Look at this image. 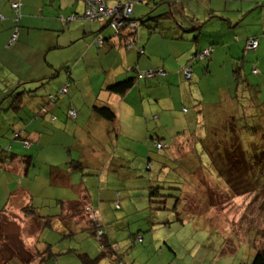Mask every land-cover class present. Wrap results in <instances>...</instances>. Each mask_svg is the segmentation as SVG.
I'll use <instances>...</instances> for the list:
<instances>
[{
  "label": "trees",
  "instance_id": "16d2710c",
  "mask_svg": "<svg viewBox=\"0 0 264 264\" xmlns=\"http://www.w3.org/2000/svg\"><path fill=\"white\" fill-rule=\"evenodd\" d=\"M145 1L146 0H144V2ZM241 1L242 2L226 0L225 4H243L244 2H252L256 0ZM15 2L20 3L21 7L22 3L20 0L11 1L10 5ZM133 4L131 3V13L129 16L131 17V20L137 24L135 26H130V22H125L126 25L124 27L113 29L110 25L111 19L107 18L106 23L110 28V35L107 37L95 35L93 39L94 44L97 47H101L107 43H111L117 47H119V45L129 47L128 45H133L132 43L136 37V30L140 24L143 23L145 25L150 21L152 24L150 28L159 29L167 35L179 31L180 37L178 41L182 44H189L193 46V48L195 47V50L188 57L185 66L179 71L182 75V87L173 86L174 91L175 88L179 90L181 88L182 92H179V90L178 92H174L172 91L173 89H171L170 84L167 82H164L163 84L158 80L159 77L162 78L168 75L162 68L142 71H139L137 68H131L129 71L133 74L132 77L110 85L106 89L107 92H110L111 94L124 97L136 86L138 81H143V83L147 85L146 91H143V94L141 95L142 97L140 96L141 98L139 97V100H143L148 106V115L146 117L142 116L143 120L141 121V124H144L142 135H138L139 140H143V142L140 143L141 146L137 149L136 156L128 160H123L118 157L117 159L120 160L117 165L119 167L120 163H124L123 161L135 163V161L138 160L136 163H138L139 168L135 169L132 166V170L137 171V173H142L145 169L148 175H150V173L153 174L152 177L148 176V180L145 181L144 187H142L141 190L138 189V191H132L125 188V185H121L122 192L125 194V199L128 200V203L131 206L133 204L130 199L132 200L133 198H138L142 195L143 199H145L144 206L142 205V208H140V206L134 205L138 212L146 209H149L150 211L165 209L164 205L169 196L167 193H161V191L167 190L164 185L166 180L170 181V179H172L173 181L178 182V185H180L179 189H184L185 191V187L188 190L195 188V186H197L196 182L202 177L205 179L202 183L205 186L212 185L219 187V179H223L221 184L224 185V188H229V193H233L235 197L239 195H247L248 193H251V191H264V154H254L257 150L264 151V147H262L261 144H258L259 146L254 145L251 154L247 155L240 143L241 139L237 137V133H235L237 131V113L238 115L241 114V117L243 118H250L249 126H252V129L255 132V139H260L261 134L264 133V122L258 120L259 123L255 125L253 120L256 117H250L248 111L245 110L244 106L241 105L238 100L239 90H241V93L249 91L251 96L253 95L250 91H253L255 94L257 93L255 88L256 85L250 82L254 81L251 79L249 80V78H252L249 75L257 77L254 78V80L258 83L264 84V80L261 79V74L264 75V58L261 60L260 65L257 66L256 63H253L248 72L245 70V63L248 60L246 56L251 51L255 52L261 50L263 39L261 38L263 37L261 31L264 30V2L261 4H258V2L257 4L254 3L256 5L246 11L243 10L244 8L240 5L241 7L226 12L229 17L241 13V17L238 19L237 23L241 24V27L245 32V37L239 41L238 35L235 32L233 34L235 42L231 43V45L234 44L236 48H238L240 54L239 58H233L237 50L234 49L231 52L225 49V53H228L229 56L227 63L229 67H234L231 71V79L233 85H235L234 89L230 88L227 97L222 98H219V91H225L226 88H222L221 90H219V87L211 88V84L209 83V80L216 76L217 70L213 73L210 67L214 61V56L217 53L216 50L219 48V43L208 44L206 47H202L200 44L205 40L203 35L202 39L199 37V40L197 35L191 41L187 40L186 36L188 34H193L192 32L199 33V30L196 31L195 28V31H189L188 27H186L188 21L184 18L180 19L176 11L174 12L173 17L170 16L171 13L167 10L162 11V13H159V11L155 12V7L157 8V5L161 3H156V5L151 8V13L144 19L138 21L133 17ZM20 7L19 15L17 17L14 13L13 30L7 42V47H10L15 41H17ZM76 19L81 21L84 20V18ZM190 19L193 20L191 17ZM224 19L229 22V27H231V25L233 26L231 18H227L225 15ZM97 32H100V30ZM14 34H16V38L15 40H11ZM114 39L117 40V43L113 41ZM98 40H100V42H98ZM249 40L257 42L255 49L247 50V42ZM239 43L241 45L238 47ZM227 49H229V47H227ZM203 53L204 56L202 55ZM77 69L78 67L73 63L63 67L62 72L65 75V80L54 93L48 91L49 80H47V82L43 81L45 83L42 81L37 83H18L9 89L8 94L3 96V99L0 101V140L5 141L7 144L6 147L0 149V169L3 171L2 173L5 174L6 172L16 175L13 162L18 159L20 162L22 161L21 165H24V171L27 172L25 178L38 176V172L47 171L50 168L56 169L60 164H64L61 168L64 172L69 168V170L72 171V175L75 174L80 177L79 181L82 179L88 180L91 187L94 184L95 187H92V189H98V184L100 185L101 178H105L100 185L103 186L105 190L110 189V187L116 183L115 178L117 179L118 175L122 174V172L116 175V169H110V167L114 165V158L110 157L104 161H99L98 157L90 159L94 157L96 153L91 152L89 155L88 153H85L86 148H89L88 151H90L93 150V146L89 133H86L81 127L84 126L83 123L80 125L77 133L73 132L74 127L69 129L64 128L68 122H76L78 117V111L73 105H71V103L68 104L65 109H62L64 107L61 106L62 100L66 97L65 95H67L68 90L70 91L75 84L76 79L74 80L73 76H75ZM193 69H197L200 72V77L199 79L197 78V80L192 77ZM147 72H150L151 75L148 76ZM54 76L55 75L52 77L50 76V78H53ZM155 82H157V84H155L157 92L155 89H152L154 88L153 86H148ZM217 82L218 80L216 79L213 86H216ZM261 84H258V86H261ZM182 101H188L189 103L187 104ZM231 101L235 103V115L231 117V123L228 125L229 127H224L228 132L226 134V139L221 140L219 139V124L222 120L220 115L222 110L220 109L224 106L226 107L227 103ZM6 103L7 106H4ZM236 105H240L241 109ZM227 108L229 111L231 110L230 107ZM91 109L97 117L111 123L116 122V114L111 106L98 103L97 105H92ZM61 112H64L63 116L65 122L63 123H66L64 126H58L54 123L58 120L57 114ZM48 127H54V129L58 130V133H65L66 138L70 143L78 142L79 139L80 142L86 141V143H83L84 145L82 147L85 155L75 153L73 154V157H70L72 155H68L69 153L67 154L66 152V150H70V147H64L63 155L60 156L62 162H59L58 165L46 166L38 157V154L42 148L40 146L42 137L48 134V132L45 131V128ZM173 132H175V134H173ZM166 133L167 140L165 142ZM119 135L120 129H116L115 126H113L108 133V136L115 137V139ZM34 137L35 139H33ZM126 138L129 139V136H126ZM179 139L185 140L181 141L179 144L180 148L179 150L177 149V151V140ZM227 139H229L230 142H227ZM91 146L92 149L90 148ZM123 150L127 151L124 147ZM94 151L101 153V150H99L98 147L95 148ZM67 157H69V159H67ZM89 160H92L94 163H91ZM177 164L179 165V168H177ZM128 169L131 170V165ZM108 170L110 171L107 172ZM182 170L189 172V175L193 177L195 176L194 173H196V177L193 179L194 184L185 183L183 185V183H180L179 173ZM110 172L114 173L112 174L114 180L112 178L111 180L109 179ZM137 173L136 177L140 176ZM123 175L122 179H127L129 177V175ZM169 175L171 176L167 179ZM17 176H15L16 179L18 178ZM187 184L189 186H186ZM232 190L234 191L232 192ZM181 193L184 196L183 201H188L186 195L189 192L187 194L183 192ZM13 194L15 195L14 198ZM19 194L20 190L12 192V194L5 198L3 207H0V264H54V260L58 257L66 258L65 261L68 262L69 260H75L76 264H99L102 260L106 261L107 259L114 263L121 264V256H118L117 244L113 240L116 238L111 235V231L115 224L118 225L117 222L123 220H110L106 222L101 214L94 212L89 215L90 213L88 212L89 214L87 215L89 218L86 226L83 227L81 223H78V225L74 224L75 226L71 225L70 227V222L66 224L63 221L64 215H62V213H54V216L41 215L38 211V207L34 206L31 202L26 203L27 201H25L20 207L25 217L28 220H36V224H39V231L42 233L49 232L54 234L55 240L57 237V240L54 241V243L45 241L43 238L41 242L29 246V242L25 240V238H27L30 233L31 225L29 226L26 224L23 229L20 225H14V222L5 218V213L7 209L11 207L10 205L14 206L16 204L15 202L19 201V203H21L22 199L20 197L18 199ZM159 198L165 200H158ZM82 199L83 198L81 197L79 200L82 201ZM176 200L177 205L179 200ZM104 201H107L108 204V200L100 199V202ZM111 203V206L114 208L112 216L113 218H117L119 213L115 214V211L120 212L119 206H117V203L113 200H111ZM155 204L157 206L163 205L164 207H154ZM186 207L189 208L188 203L183 206L182 210H186ZM87 209L89 211L91 210L90 207H87ZM84 211L87 212V210L83 208V212ZM123 211L126 213L128 212L127 210ZM77 214L82 217V209ZM60 218L61 223L59 222ZM125 219L126 221L124 222L126 223H120L119 229L129 230L133 223L135 224L137 220H141L142 217L137 215L132 219V222H130L128 217H125ZM177 219L179 220L178 217ZM179 221L181 222V220ZM164 224L169 225V222H164ZM181 224L183 223L181 222ZM18 228L22 230V233L21 231H18ZM80 233H83L81 240L79 239ZM20 234L21 236H25L21 237ZM140 237L139 234L134 233L130 235L128 240L133 245L142 244L143 240L142 237ZM51 240L53 239L51 238ZM92 241L99 245V255L95 258L89 255ZM26 246H29L31 249H28ZM169 246L166 245L165 248H167L168 251H171L173 246ZM53 247L57 249L56 253L55 250H53ZM143 247L147 246H144L143 244ZM87 250L88 252H86ZM160 251L159 248V252ZM173 261L174 259L171 257V259L166 260L165 264H173ZM250 264H264V249L256 251Z\"/></svg>",
  "mask_w": 264,
  "mask_h": 264
},
{
  "label": "crops",
  "instance_id": "0c3cea01",
  "mask_svg": "<svg viewBox=\"0 0 264 264\" xmlns=\"http://www.w3.org/2000/svg\"><path fill=\"white\" fill-rule=\"evenodd\" d=\"M11 1L13 0H0V101L4 96L2 91H9L11 87L18 83H37L49 80L48 91L54 93L65 80V75L61 71L63 67L71 63L75 64L78 67L75 76H73L76 81L71 90H68L66 97L63 98L61 106L64 107L62 109H65L71 103L77 109L78 117L76 122H68L64 128L74 127L73 132L77 133L83 123L84 126L81 127L86 133H89L92 146L101 150L100 157H98L99 161H104L110 157L117 159L120 157V151H124L123 147L128 152V159L136 156L137 149L141 146L140 143L143 142L138 137V135H142L144 125L141 124L142 116L146 117L148 115V106L143 100H139L147 87L143 81H138L136 86L124 97L111 94L106 89L110 85L132 77L133 74L129 71L131 68H137L139 71L162 68L168 75L162 78L159 77L158 80L161 83L167 82L171 85V89L174 88L173 86L182 87V75L179 71L185 66L195 47L180 43L178 41L179 31L167 35L159 29L150 28L152 25L150 21L145 25L140 24L142 29L137 28L133 45H128L129 47L120 45L117 47L111 43L97 47L94 44L93 37L95 35L107 37L110 35L107 32L110 28L105 17L84 19L82 21L76 19L85 16L84 11L87 8L89 9L87 5L90 6L93 2L95 4L98 2L101 9L104 10L131 2L134 3L132 7L133 17L139 21L151 13V8L156 3L161 4L157 5V8L155 7V12L159 11L160 13V11L166 9L173 17L174 8L171 5L178 1L184 9L193 10L191 17L193 20L190 19L186 27L189 31L195 28L196 31L199 30V33L192 32L194 37L198 36V40L199 37L202 39V35L205 37L200 45L206 47L208 44L219 43V48L216 50L217 53L210 67L213 73L217 70L216 76H219L220 67L224 65V71L229 67L226 62L229 56L228 53H225V49L231 52L234 49L237 50L233 58H239L238 48L234 44L231 45L235 42L234 32L238 35L239 41L245 37L241 24L237 23L241 13L229 17L226 12L241 6L246 11L255 6L257 2L258 4L264 2L263 0H256L244 2L243 4H225V2L219 0V4L213 5L208 0L203 2L201 0H146L145 2L144 0H20L22 5L20 7L17 41L7 47L14 21ZM236 1L242 2L241 0ZM200 3L206 5V7H201ZM166 6L168 7L166 8ZM225 15L227 18H231L233 26L229 27V22L224 19ZM98 30L100 32H97ZM262 34L259 62L264 58V30L261 31ZM113 41L117 43V40L114 39ZM240 45L239 43L238 47ZM248 56L249 54L246 56L247 59ZM192 73L194 79H199L200 72L197 69H193ZM53 75L55 76L50 78ZM212 82L214 83L213 80ZM152 84L148 86H153L152 89L157 92L155 87L157 82ZM178 90L175 88V91L174 89L172 91L178 92ZM179 92H182L181 88ZM98 103L111 106L116 114V122L111 123L95 115L91 106ZM63 113L57 114L58 120L54 123L58 126L66 124L63 123L65 122ZM137 120H140L139 127L136 124ZM113 126L120 129V135L116 139L108 136ZM45 131L48 134L42 137L40 145L42 148L38 157L46 166L58 165L59 162H62L60 156L63 155L64 147H70V152L66 150L67 154L69 153L68 155H72L70 157H73L75 153L84 154L82 147L86 141L80 142L79 139L78 142L70 143L65 133H58V130L54 127L45 128ZM93 131L100 132V137L94 139ZM124 135L129 136V139ZM6 144L5 141L0 140V149L6 147ZM88 150L89 148H86L85 153L89 155L91 152H88ZM20 164H22V161ZM63 166L64 164H60L56 169L50 168L47 171L38 172V176L32 178H25L27 172L24 171V165L20 166L21 169L20 167L17 168L16 175L6 172L4 174L0 169V207H3L6 197L15 190H20L18 199L20 197L22 201L21 203H19L20 201L15 202L18 204L14 206L10 205L11 208L21 211L20 207L25 201H27L26 203L31 202L39 208L38 211L41 215L54 216V213H62L64 215L63 221L66 224L70 222V227L71 225L75 226L74 224L78 225V223H81L83 227L87 225L89 217L88 212H83L85 206L90 207L93 213L101 214L106 222L110 220L126 221L125 216L119 217L118 215L117 218H113L114 208L111 206V200L117 203L120 213L124 214L126 212L123 210H127L129 215L138 214L135 206H130L128 200L125 199L121 184L114 183L110 189L105 190L103 186H100L105 178H101L98 189H92V187H95L94 184L91 187L88 180L82 179L79 181L80 177L75 174L72 175L69 168L64 172L61 169ZM15 176L18 178L16 179ZM81 197L83 198L82 201L79 200ZM100 199L108 200V204H105V201L100 202ZM81 209L82 217L77 214ZM19 214L22 215L21 212ZM28 222L30 220H26L24 224L21 222L20 227L24 229L26 224L30 226L37 223L36 220ZM59 222L61 223V218ZM30 233V244L41 242L43 238L51 243L57 240V237L55 240L54 234L49 232L42 233L41 231L31 230ZM53 250H55V253L57 252L55 247H53ZM65 259L58 257L54 260V264H76L75 260H69L68 262Z\"/></svg>",
  "mask_w": 264,
  "mask_h": 264
},
{
  "label": "rangeland",
  "instance_id": "374dc122",
  "mask_svg": "<svg viewBox=\"0 0 264 264\" xmlns=\"http://www.w3.org/2000/svg\"><path fill=\"white\" fill-rule=\"evenodd\" d=\"M201 1L203 2L206 0ZM208 1H211L213 5L219 4V0ZM220 1L226 3V0ZM200 5L201 7H206L204 4L200 3ZM171 6L174 8V12H177L180 19L184 18L185 20L190 21V17L193 15L192 9H184L180 3H175ZM167 7L168 6H166V8ZM165 10L166 9L162 11ZM162 11H160V13H162ZM138 28L142 29L141 25ZM107 32L110 33V30H107ZM186 38L187 40L191 41L194 38V35L190 33L186 36ZM260 57L261 52L259 53V51H251L249 53L248 60L245 63V70L248 72L250 66H252L253 63H256L257 66L260 65ZM224 68V65L220 67L219 76L209 80L211 88L219 87V90L226 88L225 91H219V98L227 97L228 91L230 88L234 89L235 85H233V81L231 79V71L234 69V67L230 66L225 71ZM249 76L252 77L249 78V80L251 79L254 81L250 82L256 85L255 88L257 93L255 94L253 91H250V93L253 95L251 96L249 91L241 93V90H239L238 100L240 101L241 105L244 106L245 110L248 111L250 117H256L253 121L254 124L257 125L259 123L258 120L264 122V84L258 83L256 80H254V78L257 77H253L252 75ZM261 77V79L264 80L263 74H261ZM216 79L218 80L217 85L213 86L212 80L215 81ZM258 84H261V86H258ZM2 92L4 95L9 93V91L4 90ZM256 98L260 100H257ZM182 102L187 104L189 103L188 101ZM231 102L233 107L231 106ZM231 102L227 103L226 107L224 106L222 109H220L222 110V114L219 112L222 119L219 124V139L221 140L226 139V134L228 132L226 129H224V127H229L228 125L231 123V117L235 115V103L233 101ZM4 106H7V103ZM236 106L240 107V105ZM227 107H230L231 110L229 111ZM237 110L240 111L239 109ZM241 116V114H236V130L238 132L236 131L235 133H237L236 136L241 139L240 143L245 153L249 155L253 151L252 149H254V145L261 144L262 147H264V133L261 134L260 139H255V132L252 129V126H249L250 118H243ZM136 124L139 127L140 120H137ZM93 133L94 139L100 137V132L93 131ZM173 134H175V132H173ZM166 140L167 133L165 142ZM184 140L185 139L177 140L178 146L176 150H179V144ZM227 142H230V140L227 139ZM94 149L95 147H93V150L88 151L96 153V155L90 159L100 157V152L94 151ZM254 154H264V151L257 150ZM119 156L123 160H127L129 158L127 151H120ZM89 161L94 163L92 160ZM118 161L119 159H114V165L111 166L110 169L115 168L116 175L122 172V174L118 175L117 179L115 178V182L125 185V188H128L129 190H141L142 187H144L145 181L148 180V176L152 177L153 173L148 175L145 169L142 171V173H137V171L132 170V166L135 169L139 168L138 163H136L138 160L135 161V163L123 161L124 163H120L119 167L117 165ZM13 164L12 165L14 166L15 172H17V168L19 169L21 166L20 161L16 159ZM130 165L131 170L128 169ZM176 166L179 168L178 164ZM109 171L110 170L107 172ZM136 173L140 176L136 177ZM112 174L114 173L110 172L109 174L110 180L111 178L113 179ZM123 174L129 175V177L127 179H122L124 176ZM194 174L195 176L193 177L189 175V172L182 170L179 173L180 183H183V185L185 183L194 184L193 179H195L196 173ZM170 176L171 175L168 177L166 176L167 179L170 178ZM204 181L205 179L202 177L196 182L197 186H195V188L188 190L185 187L184 191V189H179L180 185H178V182L173 181L172 179H170V181L166 180L164 185L166 186L165 188L167 190L161 191V193H167L169 196L164 205L165 209L154 211H150L149 209L140 210L138 214L135 213L130 215L129 212L121 214L120 212L115 211V214L119 213V217H128L130 222H132V219L137 215L142 217L141 220H137L135 224L133 223L129 230L119 229L120 223H126L123 221L117 222L118 225L115 224L112 228L111 235L116 238L113 240L117 244V253L119 257L121 256V264H165L166 260L171 259V257L174 259L173 264H250L256 251L259 249H264V191H251V193H248L247 195H239L235 197L233 193H229V188H224V185L221 184L223 179H219V187L212 185L205 186L202 184ZM186 186L189 185L187 184ZM233 191L234 190H232V192ZM181 192L186 194L189 192L186 195L188 201H183L184 196ZM176 199L179 200L177 205ZM158 200L164 201L165 199L159 198ZM130 201L133 205H137L142 208V205L144 206L145 199H143L142 195H140V197L133 198L132 200L130 199ZM106 203L107 201L105 204ZM187 203L189 208L186 207V210H182L183 206L187 205ZM164 206H157L155 204L154 207L159 208ZM84 209L90 213H88L89 215L93 214V212H90L91 210L89 211L87 209V206H85ZM20 212L22 215L19 214ZM176 215L183 224H181V222L177 219ZM5 218L14 222V225H20L21 222L24 224L26 220H28L23 214L22 210H15L11 207L7 209ZM32 220H30V222H32ZM164 222H169V225H165ZM31 230L35 232L39 231V224H31L30 232ZM18 231H21L22 233L21 229ZM134 233H137L142 237V244L133 245L130 243L128 239L130 235ZM82 234L83 233L79 234L80 238H78L80 240L82 238ZM30 239L31 233L28 234L25 240L29 242V246H32L34 243L30 244ZM143 244L147 247H143ZM166 245H172L173 249L168 251L167 248H165ZM29 246L26 247L31 249ZM90 246H92L89 250L90 256L94 258L97 257L99 255L98 243L92 241ZM159 248L161 253L159 252ZM86 252H88V250ZM99 264L117 263L107 259L106 261L102 260V262Z\"/></svg>",
  "mask_w": 264,
  "mask_h": 264
},
{
  "label": "built area",
  "instance_id": "2783aa9c",
  "mask_svg": "<svg viewBox=\"0 0 264 264\" xmlns=\"http://www.w3.org/2000/svg\"><path fill=\"white\" fill-rule=\"evenodd\" d=\"M133 1V0H131ZM19 7L20 3L15 2L11 4V8L13 9V12L15 13L16 17L19 15ZM89 9L87 8L84 11L85 16L83 15L82 18L84 19H93L97 17H105L110 18V25L113 29H118L120 27H124L126 24L125 22H130V26H135V23L130 19V13H131V2L125 3L123 5H118L117 7L113 9H101V5H99L98 2L96 4L93 2L90 6L87 5ZM102 10V12H100ZM16 34H14L11 38V40H15ZM100 42V40H98ZM257 46L256 41L249 40L247 42V50H253ZM204 56V53L202 54ZM147 75L150 76V72H147Z\"/></svg>",
  "mask_w": 264,
  "mask_h": 264
},
{
  "label": "water",
  "instance_id": "95a60500",
  "mask_svg": "<svg viewBox=\"0 0 264 264\" xmlns=\"http://www.w3.org/2000/svg\"><path fill=\"white\" fill-rule=\"evenodd\" d=\"M137 23H135V25H136Z\"/></svg>",
  "mask_w": 264,
  "mask_h": 264
}]
</instances>
